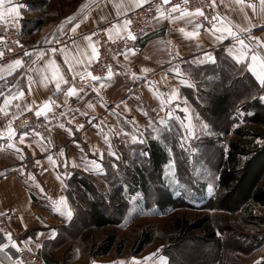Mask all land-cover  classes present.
I'll return each instance as SVG.
<instances>
[{"label":"crops","instance_id":"1","mask_svg":"<svg viewBox=\"0 0 264 264\" xmlns=\"http://www.w3.org/2000/svg\"><path fill=\"white\" fill-rule=\"evenodd\" d=\"M115 2L119 0H95L91 3V7L72 22L80 25L75 32L71 31L72 23L66 24L62 31L59 25L67 17L77 14L84 2L70 14L66 13L54 21L36 17L42 18L44 22L39 29L28 33L26 31L33 27L35 20L33 14L41 10L31 9L22 0H5V7L17 6L19 15L5 14L4 19L0 20V31L13 30L22 42L39 40L44 45L34 50L29 63L0 80V92L4 93V96H0V106L5 96L21 90L25 93L22 99L13 100L8 105L7 117L0 114V132L4 133L0 137V211L7 216L10 245L15 243V249L40 254L46 264H99L100 257H105L90 258L88 252L82 256L80 247L73 244L75 238L82 234L81 227H84L67 193V183L73 174L92 179L103 178L107 157L118 160L120 149L138 144L132 141L133 135L139 140L146 138L147 133L166 125L171 118L185 117L181 110L184 108L188 109L190 116H194L196 110L192 99L197 98L196 94L200 90L198 71L207 66H216L221 57L230 58L259 84L248 66L254 54L264 58V47L250 40L249 33L241 32L236 26L250 27V35L264 42V31H261L264 13L261 12L260 0H244L243 12L235 0H215V16L230 21L233 30L249 45L239 63L226 51L230 47L239 48L233 38L225 35V39L217 41L216 36L220 33L214 36L207 31L215 21L203 25L196 39L185 38L179 29L193 31L197 24L195 17L170 21L169 16H180V11L171 12L173 6H170L161 8L163 17L157 12L151 18L137 47L126 49L116 56L110 78L91 80L86 85L73 84V73L68 70L65 56L78 73H84L89 68L94 59L91 62L86 59V55L91 56L92 52L89 41L84 37L90 36L98 50L99 40L93 35L94 29L104 27L107 34L106 30L114 24H123L125 15L133 10L122 9L118 15L117 9L113 7ZM124 2L127 3V0ZM248 4L256 5L255 13L247 7ZM84 15H87V19H83ZM125 34L123 30L119 33L113 31L112 38ZM61 36L66 38L65 41L52 45V41ZM51 49L56 51L52 52ZM206 54L214 57L215 63L208 61ZM49 60H55L68 81L61 85L59 92L54 82L47 83V87L41 83L42 73L39 70L44 69ZM78 60L83 62L77 63ZM144 68L151 71L142 72ZM256 71H261L259 64ZM48 74L50 77V72ZM29 76L32 77L31 94ZM181 80L191 82L193 87L185 86ZM69 87H75L77 95L66 97ZM173 89L177 90L178 98L170 104H161V99L154 94H163L162 98L167 101ZM49 98L55 102L51 105L52 110L47 112V119L40 116L47 125L46 135H36L28 130L18 131L12 126L16 131L12 137L15 148L7 147L9 141L6 129L13 116L29 111L26 105H32L35 114L36 107ZM89 104L93 107L89 108ZM169 112L174 115L169 116ZM78 125H83V128L78 129ZM22 134L23 143L20 142ZM105 135L108 136V143H105ZM109 144L115 155H109ZM62 149L63 155H60ZM49 156L55 161L54 164L49 162ZM92 161L100 165L99 170L94 168ZM61 197L67 201V208L72 212L71 218L61 214L66 211L63 207L61 211L54 210L53 202L59 201ZM0 264H14L4 248L0 250Z\"/></svg>","mask_w":264,"mask_h":264},{"label":"trees","instance_id":"2","mask_svg":"<svg viewBox=\"0 0 264 264\" xmlns=\"http://www.w3.org/2000/svg\"><path fill=\"white\" fill-rule=\"evenodd\" d=\"M22 1L31 9L41 11L49 2V0ZM43 22L42 18L35 19L33 23L30 22L33 27L26 32L32 33L33 30L39 29ZM198 72L200 86L205 85L207 89L200 87L202 91L199 90L197 98L192 99L193 107L199 114L200 111L207 114L213 123L219 125L218 127L223 125L221 129L224 136L221 140L226 142L227 147L225 150L218 148L215 191L205 205L211 203L219 210L240 212L247 218L255 217L260 220L261 216L254 208L264 209V101L259 100L264 89H261L247 71L227 56L221 57L216 66H207ZM232 80L239 84L234 90L228 89L226 85ZM246 82L247 88L244 86ZM200 94H203L205 99L202 106ZM238 109L243 113L242 117L237 115ZM138 147L140 146L134 145L124 148V153L127 154L129 150ZM143 151L147 155L140 163L136 159L130 161L125 184L118 177L119 161L109 157L105 161L103 178L92 179L73 174L67 183L68 197L76 208L78 220L84 221L82 230L86 225L96 230L113 227L95 256L107 255L115 248L117 239L115 226L126 213L130 194L140 191L145 205L147 207L153 205L160 211H165L177 203V198L166 187L162 178V169L168 160L165 147L151 139L143 147ZM210 222L208 216L194 221L175 217L173 225L178 232V241L187 238L192 241L195 232L200 231L203 236L199 240L215 245V253L208 257V260L214 259L218 264L225 239L216 236ZM150 239L147 232L141 233L136 241V253L143 251ZM243 239H248L256 245L264 244V233L250 235L246 232ZM234 259L233 264H236L238 258L235 256ZM256 264H264V258Z\"/></svg>","mask_w":264,"mask_h":264},{"label":"rangeland","instance_id":"3","mask_svg":"<svg viewBox=\"0 0 264 264\" xmlns=\"http://www.w3.org/2000/svg\"><path fill=\"white\" fill-rule=\"evenodd\" d=\"M86 1L51 0L46 8L33 14V17L35 19L42 16L43 19L54 21L66 13L70 14L73 9ZM226 85L228 89L234 90L239 84L232 80ZM244 86L247 88L248 83H244ZM200 87L207 89L202 84ZM200 100V106L204 105L203 94H200ZM236 113L240 117L243 115L239 109ZM182 120L184 117L171 118L166 125L147 133L146 138H142L144 143H138L140 147L129 150L127 154L124 153L125 149H120L118 161L121 168L118 167L117 170L118 177L125 184L130 161L136 159L140 163L145 156L141 154L144 153L143 147L151 139L164 146L168 160L163 166L162 178L166 187L177 198V203L165 211H160L153 205L147 207L140 191L130 194L126 213L115 226L117 237L115 248L105 257H100L99 264H119L121 261L124 264H160V257L165 258L166 264H217L214 259L208 260V257L215 253V245L199 240L203 236L200 231L195 232L192 241L188 238L178 241V232L173 225L175 217L189 221L203 216L210 218L216 236L225 239L218 264H233L235 256L238 258L236 264H256L264 258V244L256 245L248 239H243L246 232L250 235L264 233V209L254 208V211L261 216L260 220H257L255 217H245L244 213L219 210L211 203L205 205L215 191L217 178L215 163L218 148L224 150L227 148L226 142L221 140L224 136L221 129L223 125L218 127L219 125L213 123L207 114L202 111L199 114L196 111L194 116H191L192 124L196 126V134L184 139L186 130L181 127ZM204 125L207 127L204 128ZM112 229L113 227L109 226L96 230L86 225L81 236L76 237L73 244L80 247L82 256L88 252L89 257L92 258L98 253L100 245L104 243V239ZM144 231L151 239L143 251L136 253V241Z\"/></svg>","mask_w":264,"mask_h":264},{"label":"snow or ice","instance_id":"4","mask_svg":"<svg viewBox=\"0 0 264 264\" xmlns=\"http://www.w3.org/2000/svg\"><path fill=\"white\" fill-rule=\"evenodd\" d=\"M93 2H95V0H90V2H86V3L82 4L80 6V8L78 9L77 14H73L72 16L67 17L61 23V25H59V28L61 29V31L63 30V28L66 24L77 21V16L81 13H85L86 10L91 7V3H93ZM148 2H149V0H127V3H125L124 0H119V2L113 3V7H115L117 9V14L120 15L122 9L123 10H130V9L142 7L144 4H146ZM163 2H164V4H167V3H169V0H163ZM184 3L187 4L188 0H184ZM235 3L237 5L241 6V11L243 12L244 0H235ZM209 6L215 7V0H213V3ZM247 7L252 8L254 13L256 12V5L255 4H248ZM260 8H261V12L264 13V0H260ZM178 10H180V16H178V17L169 16L168 19L170 21L182 19L185 17L194 18L196 16H204V13H203L201 7L195 8L194 11H189L187 8H184L181 10V6L179 4H177L171 8V12H176ZM157 12L160 14L161 17H163L164 14H163V12H161V6H157ZM5 14H8L10 16L11 15H17L18 16L19 12L17 10V6L5 7V0H0V20L4 19ZM244 18H245V20L248 19L246 14H245ZM83 19H87V15H84ZM213 21H215L216 23H212ZM188 22L190 23L191 20H189ZM209 23H212V28L207 29V31L211 32L214 36L216 35V33H220V35L216 36L217 41L225 39V35H227V36L232 37L233 40L239 45V48L230 47V48L226 49V51H228V53L233 56V59H235L236 62L239 63L244 58V56L246 55L244 50L247 49L249 47V45L245 43L244 39L240 38L238 33L233 30V26H232L231 22L226 21L225 18L220 17L219 15H216V16L212 17V21H209ZM130 24H131V21L126 19V20H124L123 24L112 25L111 29L106 30L107 34L109 36V39H112V32L113 31L119 33L120 31L123 30V31L127 32L128 39L134 40L135 36L132 34V32L130 30H128V25H130ZM262 24H264V20H262ZM79 26H80L79 23H72L71 31L75 32ZM201 27H203V25L200 23H197L195 25L194 30L191 32L185 31L184 28H180L179 31L185 36V38L196 39L199 36L198 30ZM236 27L239 28V30L241 32L249 33L248 38L250 40H255L259 46L264 47V42H262L260 40V38L250 35V33H251L250 27L240 28L239 25H237ZM261 31H264V27L261 28ZM93 35H96V33L94 32ZM84 39L89 41V47L91 48L92 55L91 56L86 55V59H88L89 62H91L93 59H96L99 56V52H98L95 44L91 41L90 36H85ZM51 51L55 52L56 49H51ZM61 51L63 52L64 50H61ZM3 55H4L3 52H0V57H3ZM25 55H30V53L25 52ZM206 57H207L208 61L215 63V58L212 57L210 54H206ZM251 60H252V63L249 64L248 68L250 71H252L253 75L256 77V80L259 82L261 89H264V58H260L254 54V55H252ZM82 62L83 61H79V60L77 61V63H82ZM65 63H67L69 65L68 70L73 73V79H75V77L77 75H79L81 80H85V74L76 72L74 70L73 65L71 63H69L67 56H65ZM257 64H259V66L261 68V71H259V72L256 71ZM22 66H23V61L20 59H16V60H13L11 63L7 64L6 66L0 67V80L4 79L5 75H8V76L12 75L13 72H15L18 68H20ZM30 71H31V69H30ZM39 71L42 73L41 83L45 87H47V83L54 82L57 92L61 91V85L62 84L68 83V81L65 80L63 74L61 73L60 68L56 64L55 60L47 61L45 68L40 69ZM141 71L142 72H148V71H151V69L144 68ZM176 71H178V70H176ZM49 72H50V77L48 74ZM85 72H86V75L88 77H90L92 80L100 79V77L93 76L90 72H87V70H85ZM111 75H112V72H111V68L109 67L108 77L110 78ZM28 81H29V94H31V83H32V77L31 76L28 77ZM85 82H87V81L85 80ZM181 83L185 84V86H187V87H193V84L189 81L181 80ZM16 87H18V85ZM94 90H96V89H94ZM77 91L78 90L75 87H69L67 89V92L65 93V95H66V97L75 96V95H77ZM96 91L98 92V90H96ZM154 94H156L158 96V98L161 99V104H164L165 102L170 104L173 100L178 98V92L176 89L172 90L167 101H165L162 98L163 94H159V93H154ZM24 95H25V93L21 90V91H18L16 93H13L10 96H5L4 103L2 106H0V114H3L5 117H7L8 113H7L6 109H7L8 105L13 100L22 99L24 97ZM0 96H4V93L0 92ZM259 100L264 101V95L259 96ZM54 103L55 102L52 101L51 98H49V100H47V101H44L41 105L36 107L35 115L37 117L44 116V118L47 119V112L52 110L51 105ZM66 103H67V101H66ZM185 103H187V102L185 101ZM33 104H35V101H33ZM16 107L19 108L20 105L17 104ZM88 107L92 108L93 106L91 104H89ZM26 110L32 111L33 110L32 105H26ZM181 110L185 113L184 120L181 121V127L186 130V135H185L184 139H188L189 137H192L196 134V131H195L196 126L192 124L191 116L188 114V109L184 108ZM82 114L86 115V113H82ZM113 114H116V113H113ZM61 115H64V113H61ZM173 115H174L173 112H169V116H173ZM14 119H16L15 115L13 116V120ZM69 123H71V121H69ZM60 127H63V125H60ZM203 127L206 128L207 125H204ZM77 128L78 129L83 128V125H78ZM6 132H7V137H8V141H9L7 147L15 148V144L12 142V137H14L16 135V131L12 127L11 121H9V123H8ZM3 135H4V133L0 132V137H3ZM36 135H39V133H36ZM104 139H105V143H108V136L107 135H105ZM23 141H24V135L22 134L20 136V142L23 143ZM132 141L134 143H144L143 140H139L135 135L132 136ZM257 142L260 143L261 141H257ZM181 146L183 147V144H181ZM41 150H44V149L42 148ZM141 154L147 155V153H141ZM60 155H63V149L61 150ZM109 155H115V153H113L111 151V145L110 144H109ZM21 158L23 159V157H21ZM48 160L50 163H53V164L55 163V161L53 160V158L51 156L48 157ZM37 164H39V161H37ZM92 165L94 166L95 169H97V170L100 169V165L97 164L95 161H92ZM73 166L75 167L76 165L73 164ZM53 204H54V210L55 211H61V207H63L64 209H66V211L62 212L61 214L67 215L69 218H71L72 212L70 209L67 208V201L65 200V198L61 197L59 201H55V202H53ZM7 238L9 239V241H11V235L10 234H7ZM6 247H8L7 244L0 245V250H3V248H6ZM12 247L15 248L16 244L12 243ZM37 247H39V245H37ZM17 250L19 251V249H17ZM18 264H19V262H18ZM119 264H124V262L121 261V262H119ZM160 264H166L164 257H160Z\"/></svg>","mask_w":264,"mask_h":264},{"label":"built area","instance_id":"5","mask_svg":"<svg viewBox=\"0 0 264 264\" xmlns=\"http://www.w3.org/2000/svg\"><path fill=\"white\" fill-rule=\"evenodd\" d=\"M213 0H188L185 4L184 0H169V3L164 4L163 0H150L142 7H138L127 13L124 17L130 20L131 24L128 25V30L135 36L134 40L128 39L127 32L124 36L109 39L104 27L94 29L96 37L99 40L98 52L99 56L94 59L92 64L87 69L93 76L100 77V79L108 78L109 67L111 72L115 62L116 56L122 51L138 46V40L147 31L148 24L151 18L157 13V6L170 7L179 4L181 10L187 8L189 11H194L195 8L201 7L204 16H196L195 21L202 25L210 24L212 17L215 16L214 8L209 6ZM180 11V10H179ZM206 17V18H205ZM46 32V31H45ZM44 32V33H45ZM65 37L61 36L52 41V45H57L65 41ZM44 45L43 42L31 41L22 42L19 40L18 35L13 30L0 31V52H3V57H0V67L6 66L13 60L20 59L23 64H27L32 60L34 50ZM25 52L30 55H25ZM85 74V80H81L80 76L72 78V83L75 85H86L92 79ZM12 126L18 130H28L34 133H39L40 136H45L47 133V125L43 118L37 117L32 111H25L12 120ZM9 231L7 216L0 211V245L6 244L8 247L4 251L8 254L14 264H46L43 257L35 252L25 249L19 251L13 248L7 238Z\"/></svg>","mask_w":264,"mask_h":264}]
</instances>
